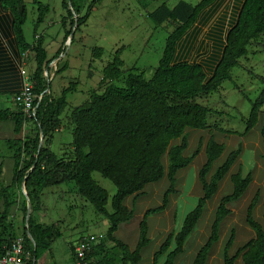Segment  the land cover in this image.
<instances>
[{"label":"trees","instance_id":"obj_1","mask_svg":"<svg viewBox=\"0 0 264 264\" xmlns=\"http://www.w3.org/2000/svg\"><path fill=\"white\" fill-rule=\"evenodd\" d=\"M147 10L148 17L156 26L168 24L173 29L168 34L163 55L150 79L143 73L123 69L124 60L120 51L103 69V91H93L89 99L76 106L71 112L73 123V153L69 157L59 156L52 149L54 134L62 124L61 115L68 106L67 93L75 88L73 82L65 88L61 96L54 97L48 88V76L45 69L54 59L58 58L63 49L49 57L44 46V36L38 34V27L51 11L49 4L34 0L37 5L38 17L34 28V40L26 39L24 24L28 18V7L24 0H0V7L8 11L12 19V31L22 51L31 50L35 69L30 76L33 92L36 95L34 105L39 102L36 115L27 118L23 108L18 105L16 111L0 110V120L15 122V137L9 139L14 159V175L11 184L2 187L0 203V256L5 253L3 246H9L18 235L12 234L14 213L18 209V195L14 188L21 189L26 177V190L33 211L43 207L44 191L49 187L74 182L79 195L90 202L95 212L104 215L109 221L107 239L113 245L105 248L104 243L91 245L87 251L85 262L88 264H142V251L152 241L150 237L149 217L164 211L170 196L177 192L178 173L186 168L204 149L206 160L198 171V179L202 194L196 205L184 216L178 231L168 234L163 243L155 251L152 264H176L179 256L185 252L187 239L203 218L208 201L218 192L221 182L230 172L232 166L242 152V142L232 149L224 161L217 167L214 163L222 156L225 145L211 135L204 143L200 141L197 149L187 155L189 146L188 129L205 130L212 125L208 117L214 112L211 107L201 103L199 99L207 98L216 92L224 81L232 79V69L240 59L249 52L250 45L264 34V0H245L238 19L228 30L223 54L211 75L198 61L177 59L178 48L183 37L197 22L201 12L215 0H200L198 3L180 0L173 7L166 2L149 10V0H137ZM97 0L92 2L95 3ZM92 4L84 16H80L74 0L63 2L67 10L63 25L66 27L71 19L72 28L66 27V40L70 37L76 23V30L88 20ZM76 16V19L74 18ZM2 21L6 17H0ZM177 51V52H176ZM103 48L96 47L94 55L101 57ZM29 54V53H28ZM184 60V61H182ZM69 68L68 63L56 68L49 67L48 73L55 70V76ZM128 72L126 76L125 73ZM124 77V84L118 85ZM23 86V85H22ZM22 87L16 92H20ZM18 104V103H17ZM264 105V88L260 97L246 119V129L240 135L247 134L258 123L261 108ZM264 146V125L260 129ZM41 134L43 143L41 144ZM181 138V142L172 143ZM204 144V146H203ZM167 155V164L164 157ZM262 157L264 159V148ZM99 172L111 180L117 188L112 197L111 207L107 205L109 192L93 177ZM167 177L169 186L165 190L162 203L146 209L139 222V236L135 247H131L116 236L123 223L134 217V209L126 204V200L145 193L148 184L158 182ZM253 174L241 171L231 175L233 189L223 195L215 212L211 226V234L197 251L193 264H208L215 245L220 241L222 224L231 214L230 206L239 200L253 182ZM260 191L252 198L247 207V224L255 231V236L242 245L235 253L231 248L235 243L236 234L232 230L223 249L222 264H264V224L259 222L254 211ZM264 205V195H263ZM23 220L25 253L29 256L26 264L38 263L47 252H52L54 241L61 236L57 224L37 222L30 216L28 226L25 225L27 200L23 198ZM12 215V216H11ZM11 216V219H10ZM264 216V215H263ZM28 231L35 243L28 235ZM80 240H84L81 238ZM74 260L77 259L76 246L70 245ZM164 257V260L161 258Z\"/></svg>","mask_w":264,"mask_h":264},{"label":"rangeland","instance_id":"obj_2","mask_svg":"<svg viewBox=\"0 0 264 264\" xmlns=\"http://www.w3.org/2000/svg\"><path fill=\"white\" fill-rule=\"evenodd\" d=\"M24 1L28 7V18L24 24L25 36L29 42H33L34 28L38 17L37 5L34 0ZM40 1L49 4L51 11L38 27L37 36H44V46L49 57L56 55L62 48L63 52L58 57L60 65L64 63L69 65L67 70L52 77L50 91L54 97H58L62 95L65 88L73 82H77L75 88L67 93L68 106L61 115L62 124L59 130L55 132L52 142V149L59 156L67 158L73 153L71 112L76 106L89 99L92 90L103 91L105 87V84L102 83L103 69L113 60L116 52L120 51V56L124 60L123 69L143 73L145 78L150 79L159 65L167 36L173 26L168 24L156 26L148 17L147 10L137 0H97L93 4L94 0H74L75 5L80 8V16L87 14L91 4L92 8L86 23L77 30L76 23L70 37L66 40V27L70 29L72 26L70 24L71 19L67 20L66 27L63 25L64 16L67 15L63 2L68 1L70 3V0ZM149 1V10H151L163 2L173 7L180 0ZM185 1L196 4L200 0ZM229 2L230 0H226L220 6L219 16L229 9V7L223 9L222 12V6L226 3L228 6ZM240 6L241 4L239 8ZM76 16L74 15L75 19ZM236 18L235 16L232 25ZM206 37L205 34L197 37L192 46V51L185 60L201 62L207 54V51L199 52L201 45H203L202 41ZM96 47L103 48L104 52L101 57L94 55ZM51 63L50 66L56 68L57 62ZM200 64L203 65V63ZM206 72L211 75L213 70H206ZM54 73L55 70L52 69L48 76H52ZM127 74L128 72L124 76ZM115 83L123 85L124 77ZM263 88L264 34L250 45L248 54L241 58L239 64L232 69V79L224 81L222 86L209 97L199 99L201 103L211 107L214 111H219L218 114L212 112L208 117L212 126L205 130H187L189 136V146L185 151L187 155H191L199 146L200 141L203 140L205 143L211 135L217 141L224 143L225 151L214 163V169L240 142H242L243 149L230 172L221 182L218 192L208 201L203 218L187 239L185 252L179 256L176 264H193L197 251L211 234V226L220 198L233 189L231 181L233 173L238 171L244 174L252 172L253 182L246 193L230 206L231 214L222 224L220 241L215 245L208 264L223 263V249L232 230L236 234L235 243L231 248L232 254L240 245L255 236V231L247 224L246 215L247 207L257 191H260L261 196L255 207L254 216L264 224V159L262 157L264 146L260 133V129L264 125V105L261 108L257 125L247 134L240 135L246 129V119L249 117L253 103L260 97ZM178 142H181V138L172 141L173 144ZM163 160L167 164V155ZM205 160L206 156L202 148L196 158L186 168L179 171L177 192L170 196L168 207L164 211L149 217L152 241L142 251L143 264H152L154 252L158 249V245L163 243L170 232L180 229L185 214L196 205L202 194L198 171ZM0 167L2 171L0 176L1 192L2 187L12 183L14 169L12 152L7 148L6 142L2 140H0ZM93 177L108 190L107 207L112 210L111 201L117 191L116 186L99 172H94ZM168 186V179L164 177L158 182L148 184L144 194L137 198L131 196L126 200V204L134 209V217L131 221L120 226L116 233L119 239L131 247H135L139 236V222L144 212L146 209L162 203L163 194ZM14 190L18 195L19 206L13 218L14 228L9 232L21 235L24 231L23 198L26 199V197L18 187H15ZM43 207L44 210L41 213L32 209L31 216L35 220L39 219L48 224H57L62 234L54 241L52 252L42 255L38 264H76L70 249L71 244L76 247L83 243L95 246L102 242L105 248L110 249L112 247L113 243L107 239L108 219L104 215L97 214L94 206L79 195L73 181L47 188L43 195ZM81 238L84 240H80ZM161 260H164V257ZM237 264H242L241 259L238 260Z\"/></svg>","mask_w":264,"mask_h":264},{"label":"crops","instance_id":"obj_3","mask_svg":"<svg viewBox=\"0 0 264 264\" xmlns=\"http://www.w3.org/2000/svg\"><path fill=\"white\" fill-rule=\"evenodd\" d=\"M224 2H226V0H215L201 12L195 25L183 37L178 48L177 59H184L183 55L187 51L188 57L197 37L205 34L207 37L203 39V45H201L199 52L203 53L207 51V54L203 57L200 63H203L207 71L214 70L222 55L227 32L232 27V21H234L235 16L237 17L235 22L237 21L244 0H230L228 6L227 3L222 6V12L223 9L225 10L228 7L229 9L219 16V8ZM240 4L241 6L239 8ZM0 17H6L4 21L0 19V110L8 109L16 111L18 109V104L15 100V94L22 87L25 79L30 78L35 69V63L32 59L33 53H22L12 31L13 28L10 13L8 11H3L0 7ZM211 61H213V63H211ZM49 67L51 66L49 65ZM53 77H55V73L53 74ZM15 136V122L13 120H0V140L6 142L7 148L10 152H12V150L8 140ZM1 173L2 171L0 167V176ZM42 210H44V207L38 212L41 213ZM37 222L43 221L38 219ZM161 244L158 245V248ZM75 263L77 264V259L75 260Z\"/></svg>","mask_w":264,"mask_h":264},{"label":"built area","instance_id":"obj_4","mask_svg":"<svg viewBox=\"0 0 264 264\" xmlns=\"http://www.w3.org/2000/svg\"><path fill=\"white\" fill-rule=\"evenodd\" d=\"M38 38L39 36L36 35V39ZM27 53H31V50L27 51ZM45 74L48 76L46 71ZM42 97L43 94L39 95V102L34 105L36 95L33 92V83L30 81V78H26L15 100L23 108L27 118L30 119L36 115ZM3 248L5 249V253L0 256V264H26V261L29 259V256L25 253L24 238L22 235H18L12 240L9 246H3ZM90 248L91 244L89 243H83L76 247L77 264H88L85 262V257Z\"/></svg>","mask_w":264,"mask_h":264},{"label":"water","instance_id":"obj_5","mask_svg":"<svg viewBox=\"0 0 264 264\" xmlns=\"http://www.w3.org/2000/svg\"><path fill=\"white\" fill-rule=\"evenodd\" d=\"M245 1V0H244ZM243 6V5H242ZM241 11V10H240ZM240 13V12H239ZM239 16V15H238ZM59 60V58H56V59H54V61L53 62H57ZM57 64V63H56ZM48 69L49 68H46L45 69V71L48 73ZM49 77V80H48V82H49V84H50V80L52 79V77H53V74H52V76H48ZM50 90V87L48 88V91ZM43 136H42V134H41V144L43 143ZM21 190L23 191V193H24V195H25V197H26V200H27V214H26V226H28V221H29V219H30V216H31V210H32V206H31V202H30V199H29V197H28V192H27V190H26V177H25V179L23 180V182H22V186H21ZM28 235H29V237L31 238V240L35 243V241H34V238H33V236L31 235V233L28 231ZM34 264H35V261H34Z\"/></svg>","mask_w":264,"mask_h":264}]
</instances>
